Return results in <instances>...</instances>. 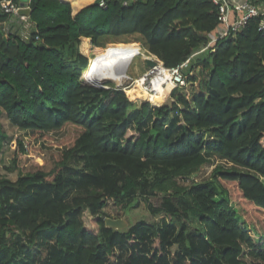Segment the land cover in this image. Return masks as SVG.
<instances>
[{
	"label": "trees",
	"instance_id": "trees-1",
	"mask_svg": "<svg viewBox=\"0 0 264 264\" xmlns=\"http://www.w3.org/2000/svg\"><path fill=\"white\" fill-rule=\"evenodd\" d=\"M27 5V39L5 29L0 10V152L13 141L5 169L17 173L0 177V264H264L259 16L196 53L219 22L210 0H96L75 14L62 0ZM133 35L161 66L189 59L195 74L186 79L197 88L154 106L130 97L144 90L82 82L92 45ZM176 115L183 129L173 136ZM2 118L17 130L13 139ZM205 163L209 178L178 185ZM98 164L117 170L110 185L101 187ZM150 184L173 190L166 207L151 208L166 217L105 226L108 198L130 211Z\"/></svg>",
	"mask_w": 264,
	"mask_h": 264
},
{
	"label": "rangeland",
	"instance_id": "rangeland-1",
	"mask_svg": "<svg viewBox=\"0 0 264 264\" xmlns=\"http://www.w3.org/2000/svg\"><path fill=\"white\" fill-rule=\"evenodd\" d=\"M93 49L92 51H95V49L99 48V50H105V51H110L113 49H126V48H133V47H137L140 49H143L142 46H140V43L138 42V39L135 35L133 36H129L128 38H126L125 40H121V41H117V40H106L102 46H92ZM144 50V49H143ZM90 53V52H89ZM87 54V58L88 60H90L89 55L93 56L92 53ZM136 62L133 61L132 65H134ZM148 65H145L144 68H146ZM188 68V66H187ZM186 68V69H187ZM184 74L187 76H191L193 74H195V72L186 70ZM81 75V80L84 84H88L85 82V80L82 78ZM133 81L128 80L127 81V86L128 87H124V88H130L131 92H133L134 94L139 93V91L141 90V86L140 84L137 83H133ZM134 85H137L139 89H135ZM197 83H195L194 85H191L188 81L186 83V86L183 87V89L187 92H191L192 89H196L197 88ZM104 86V85H103ZM123 88V87H122ZM124 91V90H123ZM125 93V91H124ZM126 95V93H125ZM127 96V95H126ZM130 97H137L140 99V102H144L145 99L141 98L138 95H131ZM142 99V100H141ZM172 100V98H168L167 100L163 101L162 104L165 103H169ZM152 105V103H150ZM161 103L158 104V106L162 105ZM155 106V105H154ZM157 106V105H156ZM177 117L172 118L168 130L169 132H171L173 134V136L178 135L183 127H182V122L180 121V118L178 115H176ZM1 122L3 124V127L5 129V131L7 132V134L9 135V138L13 139L16 135H17V130L9 123V121L5 118L1 119ZM59 134H57L56 136H58ZM13 141H7V143L4 144V146L1 149L0 152V177H7L9 179H16L17 177V173L16 172H9L5 169L6 166L9 165V161L12 157V153H13ZM35 145H40L43 148H52L53 145H51V143H49L48 141H44V140H39L35 142ZM33 157V156H32ZM31 157V158H32ZM113 163H120L121 162L118 159H113L111 160ZM108 163V160H101V163ZM122 165V164H121ZM130 166V165H129ZM131 167V166H130ZM94 169L101 174L100 177V182H101V187L103 186H108L111 184V182L114 180L115 176L117 175V170L115 169V167L113 168L112 166L105 170V169H101V165H95ZM134 170H138L133 168ZM212 172V165L205 163L203 164L200 169L196 172H193V175H191L190 177H176L177 179V183L180 186H188L191 181H197V182H201L204 181L205 179L209 178ZM150 181H152V178L150 179ZM151 185V184H150ZM171 192H173L172 189H168L166 190L165 188L162 187H158V186H149L145 191L142 192H138V205L135 206V208L129 210H120L119 206L116 205L113 200L110 198L107 199V203L105 205V207L103 208V214H105L106 217H111V218H124L126 219V221H128V224H133L135 223L137 220L139 219H144L147 222H160L161 219L163 217H166V214L164 213H152L151 212V208H164L166 207V204L168 202V194H170ZM104 216V217H105ZM168 219V218H167ZM190 223V222H189ZM193 225L196 224V221H192L191 222Z\"/></svg>",
	"mask_w": 264,
	"mask_h": 264
},
{
	"label": "built area",
	"instance_id": "built-area-1",
	"mask_svg": "<svg viewBox=\"0 0 264 264\" xmlns=\"http://www.w3.org/2000/svg\"><path fill=\"white\" fill-rule=\"evenodd\" d=\"M109 0H98V5L100 7H106V4ZM131 0H121L122 5H127ZM217 6L218 10V24L213 32L208 34L209 41L196 53H200L209 46H213L215 41L218 38L227 35H235L240 29H242L252 17H258V29L264 31V10L262 6L264 5V0H256V2H251L249 0H210ZM24 7H29L27 3L21 5V2L16 0H0V10L2 13L7 14L9 17L18 18L19 22L24 23V27H29L28 15L20 14L19 10ZM6 30L7 27L5 26ZM24 34V33H23ZM29 34L22 36L23 39H27ZM189 59L183 63L174 66L166 67L163 65L167 71L168 76L164 75H154L153 71L150 70L151 66H147V74L145 76V81L143 83L150 84L152 89L148 91L156 92L161 98L158 104H162L163 101L171 98L172 93L180 88L186 86L187 79L184 74L185 68L188 66ZM150 71V72H149ZM149 72V73H148ZM145 101L152 103V99L149 96H146Z\"/></svg>",
	"mask_w": 264,
	"mask_h": 264
},
{
	"label": "bare ground",
	"instance_id": "bare-ground-1",
	"mask_svg": "<svg viewBox=\"0 0 264 264\" xmlns=\"http://www.w3.org/2000/svg\"><path fill=\"white\" fill-rule=\"evenodd\" d=\"M90 53L93 56L89 55L88 66L82 73L84 75L82 78L84 77L83 79L86 83L105 88H122L127 86V81L130 80L133 81L132 84H140V89L146 91L145 97L150 95L152 102L160 98L156 94L158 91H151L150 93L148 91L152 89L150 84L143 83L148 70L147 67H144L148 65V59L152 60L143 49L137 47L119 48L110 51L96 49L95 51H90ZM133 61L136 62L134 65H132ZM160 63L162 64V62ZM150 70L153 71L155 76L158 74L168 76L163 65H159L157 62L151 66Z\"/></svg>",
	"mask_w": 264,
	"mask_h": 264
},
{
	"label": "crops",
	"instance_id": "crops-1",
	"mask_svg": "<svg viewBox=\"0 0 264 264\" xmlns=\"http://www.w3.org/2000/svg\"><path fill=\"white\" fill-rule=\"evenodd\" d=\"M62 1H66L69 2L71 4V9H72V14L77 13L82 7L94 3L96 0H62ZM234 1H240V0H234ZM19 2H21V0H19ZM28 0H26L24 2L27 3ZM262 6V10H264V5H260ZM28 22H29V27H24V23H20L18 18L16 17H9L8 20L6 21V23L4 24V26L7 27V29H9V31L11 32H17L20 36H24V35H28L29 34V29L31 28V25L33 24L31 22V20L28 18ZM24 33V34H23ZM85 37H83L82 39H84ZM93 46V45H92Z\"/></svg>",
	"mask_w": 264,
	"mask_h": 264
},
{
	"label": "water",
	"instance_id": "water-1",
	"mask_svg": "<svg viewBox=\"0 0 264 264\" xmlns=\"http://www.w3.org/2000/svg\"><path fill=\"white\" fill-rule=\"evenodd\" d=\"M25 1L26 0H21V5H23ZM19 13L29 16L30 8L29 7L21 8L19 10ZM147 63H148V66H152V65H154L155 62L150 60V59H148ZM92 86L99 87V88H105V87L97 86V85H92ZM103 221L105 223V226L112 227V228H115V229H120V230L121 229H125V228H127L129 226L128 221H126V219H124V218H111V217H106L105 216V217H103Z\"/></svg>",
	"mask_w": 264,
	"mask_h": 264
}]
</instances>
